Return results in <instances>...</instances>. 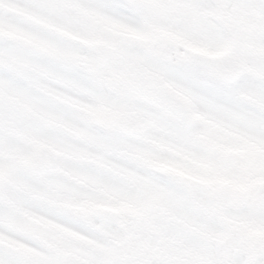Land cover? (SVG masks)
<instances>
[{
	"label": "snow or ice",
	"instance_id": "snow-or-ice-1",
	"mask_svg": "<svg viewBox=\"0 0 264 264\" xmlns=\"http://www.w3.org/2000/svg\"><path fill=\"white\" fill-rule=\"evenodd\" d=\"M0 264H264V0H0Z\"/></svg>",
	"mask_w": 264,
	"mask_h": 264
}]
</instances>
